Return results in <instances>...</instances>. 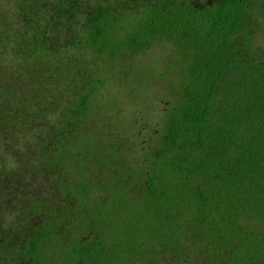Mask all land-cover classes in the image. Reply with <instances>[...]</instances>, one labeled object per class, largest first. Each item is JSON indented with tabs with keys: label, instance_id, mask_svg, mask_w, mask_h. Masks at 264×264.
Returning a JSON list of instances; mask_svg holds the SVG:
<instances>
[{
	"label": "trees",
	"instance_id": "obj_1",
	"mask_svg": "<svg viewBox=\"0 0 264 264\" xmlns=\"http://www.w3.org/2000/svg\"><path fill=\"white\" fill-rule=\"evenodd\" d=\"M4 3L0 264H264V0Z\"/></svg>",
	"mask_w": 264,
	"mask_h": 264
},
{
	"label": "rangeland",
	"instance_id": "obj_2",
	"mask_svg": "<svg viewBox=\"0 0 264 264\" xmlns=\"http://www.w3.org/2000/svg\"><path fill=\"white\" fill-rule=\"evenodd\" d=\"M10 4H12V3H10ZM8 6L7 5H5V3H4V0H0V12L1 11H3V10H6V8H7ZM153 50H156L157 52L158 51H160L161 49H160V46H157V47H155V48H153ZM154 57H156V55H154ZM137 58H139L141 61H143V62H149V59L147 58V57H143L142 55H138L137 56ZM133 73H131V72H129V74H127L126 76L128 77V79H127V81H126V86L124 87V89H127V90H129V91H133V90H135V89H138L137 87H136V84H138V82L136 81V79L135 78H133ZM142 88L144 89V88H150V90H152V91H155L156 92V90L158 89V82L155 80V79H153V77H151L150 79H146L145 81H143V83H142ZM124 91V92H128V91ZM134 92V91H133ZM138 96V95H137ZM131 97H128V96H126V95H121L120 96V100H121V102H122V104H124V105H126L127 106V108H130L131 109V107L130 106H133L130 102H129V99H130ZM152 122L150 121L149 122V124H151ZM156 123V122H155ZM153 126V124L151 125V127ZM154 128H156V129H158L159 127H154ZM137 131H139V128H137L136 130H135V132L137 133ZM135 133V134H136ZM82 142H88V143H91V145L93 146V148L97 145V143L95 142V141H93V138H86L85 139V137H83V139H82ZM130 142V141H129ZM91 148V147H90ZM23 203H25V202H23ZM4 204H1L0 203V216L1 217H5V221L7 222V223H9V222H12V223H14L15 224V228H16V231H18L19 229H20V227L23 225V223L27 220V218L29 217L28 216V213H27V209H24L22 212L23 213H26V215H24V217H20V216H18L16 219H15V221H13L12 220V217H13V208L11 207H9V206H3ZM17 206V208L19 207V206H23V205H21V204H19V205H16ZM28 222H29V220H28ZM139 264V263H138Z\"/></svg>",
	"mask_w": 264,
	"mask_h": 264
}]
</instances>
